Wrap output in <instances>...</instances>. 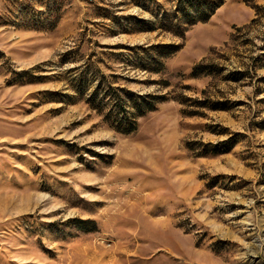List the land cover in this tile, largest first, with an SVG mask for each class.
Returning <instances> with one entry per match:
<instances>
[{
	"label": "rangeland",
	"instance_id": "1",
	"mask_svg": "<svg viewBox=\"0 0 264 264\" xmlns=\"http://www.w3.org/2000/svg\"><path fill=\"white\" fill-rule=\"evenodd\" d=\"M176 2L0 0V264H264V0H203L184 36ZM84 62L87 93L158 97L136 131L79 97Z\"/></svg>",
	"mask_w": 264,
	"mask_h": 264
},
{
	"label": "trees",
	"instance_id": "2",
	"mask_svg": "<svg viewBox=\"0 0 264 264\" xmlns=\"http://www.w3.org/2000/svg\"><path fill=\"white\" fill-rule=\"evenodd\" d=\"M201 1L203 0H177L174 9L164 10L161 13L159 27L184 36L189 26L198 21L208 20L212 14L207 10H193L197 5L200 6ZM174 48L173 51L178 50L179 45H175ZM67 62L69 61H62V63ZM156 62V69L159 71L163 67L162 57H158ZM82 66L84 70L78 77H75L74 82L79 97L85 100L91 109L103 114L105 120L115 130L125 134L132 133L138 129L139 118L155 110L158 97L152 94H138L124 87L114 88L111 84L105 83L104 75L101 76L98 84L87 93L96 77L92 76L94 72L92 64L84 62L79 67ZM211 73L212 70H209L207 65L200 63L195 65L192 75Z\"/></svg>",
	"mask_w": 264,
	"mask_h": 264
}]
</instances>
